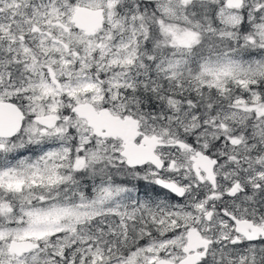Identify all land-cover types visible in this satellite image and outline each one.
Listing matches in <instances>:
<instances>
[{"label":"snow or ice","instance_id":"6c2138e0","mask_svg":"<svg viewBox=\"0 0 264 264\" xmlns=\"http://www.w3.org/2000/svg\"><path fill=\"white\" fill-rule=\"evenodd\" d=\"M0 264H264V0H0Z\"/></svg>","mask_w":264,"mask_h":264}]
</instances>
